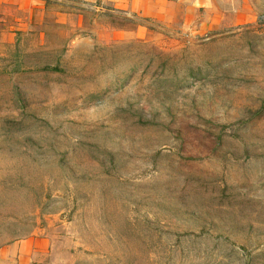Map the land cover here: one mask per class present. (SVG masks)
<instances>
[{
    "label": "rangeland",
    "instance_id": "obj_1",
    "mask_svg": "<svg viewBox=\"0 0 264 264\" xmlns=\"http://www.w3.org/2000/svg\"><path fill=\"white\" fill-rule=\"evenodd\" d=\"M99 5L0 24V264H264V0Z\"/></svg>",
    "mask_w": 264,
    "mask_h": 264
},
{
    "label": "crops",
    "instance_id": "obj_2",
    "mask_svg": "<svg viewBox=\"0 0 264 264\" xmlns=\"http://www.w3.org/2000/svg\"><path fill=\"white\" fill-rule=\"evenodd\" d=\"M49 0H0V24L4 32L13 34L14 27L6 22H43ZM75 1V0H73ZM84 3L100 4L102 11L153 21L185 31L203 32L216 29L227 23L238 22V17L226 21L223 3L230 0H81ZM56 6V5H54ZM18 264H23L21 252L17 251Z\"/></svg>",
    "mask_w": 264,
    "mask_h": 264
}]
</instances>
